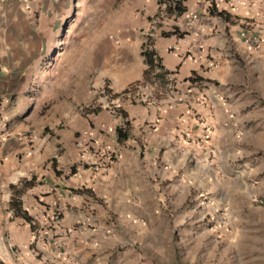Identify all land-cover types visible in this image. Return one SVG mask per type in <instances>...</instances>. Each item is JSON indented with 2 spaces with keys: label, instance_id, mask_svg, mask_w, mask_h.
Wrapping results in <instances>:
<instances>
[{
  "label": "crops",
  "instance_id": "crops-1",
  "mask_svg": "<svg viewBox=\"0 0 264 264\" xmlns=\"http://www.w3.org/2000/svg\"><path fill=\"white\" fill-rule=\"evenodd\" d=\"M63 3L0 0V261L141 264L160 227L169 231L170 201L209 178V153L240 116L234 97L254 76L264 85V0H181L184 12L161 20L158 0H127L100 55L60 38ZM129 86L160 96L120 100ZM99 94L119 109L82 111Z\"/></svg>",
  "mask_w": 264,
  "mask_h": 264
},
{
  "label": "rangeland",
  "instance_id": "rangeland-1",
  "mask_svg": "<svg viewBox=\"0 0 264 264\" xmlns=\"http://www.w3.org/2000/svg\"><path fill=\"white\" fill-rule=\"evenodd\" d=\"M126 1L68 0L60 38L67 34L76 47L89 44V52L100 55L103 33L128 16ZM243 89L232 105L240 115L234 117L233 133L224 149L209 153V178L190 187L185 198L170 201L169 231L159 226L141 264H264V85L254 76ZM153 95L160 96L143 87L139 97L148 103ZM99 96L96 108L119 109ZM84 105L75 103L74 111ZM33 116L40 121L38 113ZM56 120L50 117L51 123Z\"/></svg>",
  "mask_w": 264,
  "mask_h": 264
},
{
  "label": "trees",
  "instance_id": "trees-1",
  "mask_svg": "<svg viewBox=\"0 0 264 264\" xmlns=\"http://www.w3.org/2000/svg\"><path fill=\"white\" fill-rule=\"evenodd\" d=\"M169 2H170V4L167 7L166 13L171 14L174 11L176 14L179 15V14L184 12L181 0H169ZM158 3H159V0H158ZM172 6H173V8H172ZM207 11H208L209 15H212V16L214 15L216 17H219L223 21L228 22V20L230 19V15L228 13H226L224 11H220L219 12L215 8L214 4H210V6L208 7ZM150 46H151V43H150V39H149L143 45L142 51H141V56L143 57V59L145 61V64L148 66V69H146L145 72H144V76L146 78H149V80L151 79V77H149L151 71L152 70L154 71L158 67V65L156 63L155 55H154L153 51L150 49ZM153 78L156 81L159 80V81L162 82V78H161V76H159V73L155 74ZM197 81H198V79H197ZM123 92H121V93H123ZM120 94H117V96H119ZM117 96L116 95H112L113 98H115ZM128 127H129V124L126 123L124 127L116 129V137H117L118 141H126L128 139V137H129ZM21 183L23 185V187L21 189H23L24 187L31 186L32 185V180H29V181L25 180V181H22ZM16 193H17V190H16ZM16 201L17 200H15V202H14V200H11V202H10L11 205H14L13 208L15 207V210H16V207H17V204H18ZM0 264H2L1 261H0Z\"/></svg>",
  "mask_w": 264,
  "mask_h": 264
},
{
  "label": "built area",
  "instance_id": "built-area-1",
  "mask_svg": "<svg viewBox=\"0 0 264 264\" xmlns=\"http://www.w3.org/2000/svg\"><path fill=\"white\" fill-rule=\"evenodd\" d=\"M170 4L169 0H159V16L158 18H161L166 14V10L168 5ZM173 8V6H172ZM140 89L141 86H129L125 89V91L123 93H121L119 95L120 100H125V101H130L133 103H142L143 100L140 96ZM104 98L108 99L109 97H112V94H110V96L108 97V95L104 94L103 95ZM96 108L95 104H90L88 106H85L82 110H93ZM82 145V142H77V146L80 148Z\"/></svg>",
  "mask_w": 264,
  "mask_h": 264
}]
</instances>
